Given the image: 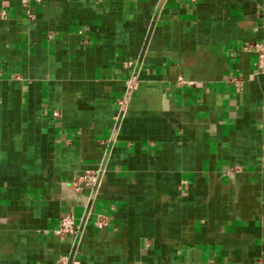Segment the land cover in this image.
<instances>
[{
	"label": "crops",
	"instance_id": "crops-1",
	"mask_svg": "<svg viewBox=\"0 0 264 264\" xmlns=\"http://www.w3.org/2000/svg\"><path fill=\"white\" fill-rule=\"evenodd\" d=\"M262 41L264 0H0V264H264Z\"/></svg>",
	"mask_w": 264,
	"mask_h": 264
},
{
	"label": "built area",
	"instance_id": "built-area-1",
	"mask_svg": "<svg viewBox=\"0 0 264 264\" xmlns=\"http://www.w3.org/2000/svg\"><path fill=\"white\" fill-rule=\"evenodd\" d=\"M96 2H101L103 0H93ZM256 51V63H255V69L258 74H264V41L261 43H257L253 46H251ZM247 48H250V46ZM137 81L136 77H133L126 83V93L123 99L119 102L120 111L125 112L128 100L132 92L136 89ZM100 175L101 171H86L83 173L75 182V189L76 192L80 193L83 192L85 189H91L94 190L98 187L100 182ZM96 227L98 228H106L109 225V218L105 215H98L96 222ZM83 230L82 223L73 215V214H67L64 216L61 221L58 230L56 231V234L58 236H77L79 235ZM61 264H67L68 263V257H63L60 260Z\"/></svg>",
	"mask_w": 264,
	"mask_h": 264
}]
</instances>
